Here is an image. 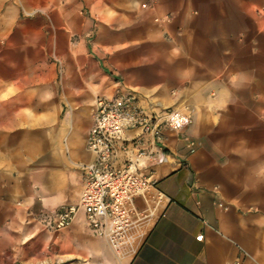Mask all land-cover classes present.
<instances>
[{"label": "crops", "instance_id": "crops-1", "mask_svg": "<svg viewBox=\"0 0 264 264\" xmlns=\"http://www.w3.org/2000/svg\"><path fill=\"white\" fill-rule=\"evenodd\" d=\"M87 4L127 8L126 29L87 49L80 40L93 70L78 63L80 82L90 88L60 94L35 73L51 65L37 61L44 50L33 39L54 6L63 26L81 29ZM36 5L50 20L32 18ZM262 24L264 0H0V221L43 240L32 243L43 250L32 264H264ZM126 93L147 112L171 114L159 138L142 135L139 170L151 184L133 198L137 245L122 257L82 211L61 229L39 213L77 202L80 164L93 158V98ZM62 101L71 103L63 116ZM132 158L118 150L113 163Z\"/></svg>", "mask_w": 264, "mask_h": 264}, {"label": "built area", "instance_id": "built-area-1", "mask_svg": "<svg viewBox=\"0 0 264 264\" xmlns=\"http://www.w3.org/2000/svg\"><path fill=\"white\" fill-rule=\"evenodd\" d=\"M169 114V109L143 110L131 93L96 96L86 137V146L93 158L80 164L83 184L78 200L41 211V223L48 229H61L82 211L91 232L104 239L116 255H131L137 245L132 232L133 198L151 184L149 177L139 170L140 161L147 156L142 135L147 133L159 138ZM129 128H137L139 133L126 140L123 134ZM118 150H131L133 158L120 165L114 164ZM201 238L202 233L196 235V239Z\"/></svg>", "mask_w": 264, "mask_h": 264}, {"label": "rangeland", "instance_id": "rangeland-1", "mask_svg": "<svg viewBox=\"0 0 264 264\" xmlns=\"http://www.w3.org/2000/svg\"><path fill=\"white\" fill-rule=\"evenodd\" d=\"M126 10L127 8L125 7H99L87 4L81 9L84 27L76 30L66 28L60 23V7L54 6L52 8L53 22L38 21L40 22V33L37 38L33 39L34 42L40 43L38 49L40 51L41 49L44 50V53L37 57V61L41 59L43 63L50 64L51 67L35 73L49 74L46 78L53 80L60 94L64 88L71 94L78 87L83 90L90 88L80 82V75L83 69L78 67V63L80 66L84 64V67L89 68L90 72H93V70L89 61L85 60L84 63L82 61L80 47L78 46L79 41L84 39L86 42L85 49H87L89 47V45L87 47V44H91L95 36L99 35V39H102V36L110 31H124L126 29ZM48 11V8L45 10L44 7L36 5L32 8V18H45L46 16V20H50ZM110 15L116 16L117 21L110 23L108 21ZM262 30H264V24H262ZM29 75H31V72L22 73L21 78H26ZM94 100L95 97L93 98V107ZM69 104H71L69 101H62V116L67 111ZM24 235L9 223L0 221V264H32V253H37L38 256L43 253L41 247L32 246V243H41L43 240H34L32 237H28V235L25 237ZM34 264L45 263L38 261Z\"/></svg>", "mask_w": 264, "mask_h": 264}]
</instances>
